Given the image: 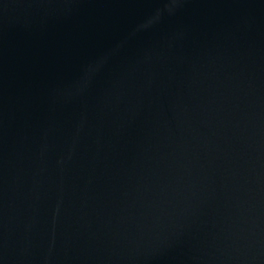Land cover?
Listing matches in <instances>:
<instances>
[{"label": "water", "instance_id": "1", "mask_svg": "<svg viewBox=\"0 0 264 264\" xmlns=\"http://www.w3.org/2000/svg\"><path fill=\"white\" fill-rule=\"evenodd\" d=\"M0 264H264V0H0Z\"/></svg>", "mask_w": 264, "mask_h": 264}]
</instances>
